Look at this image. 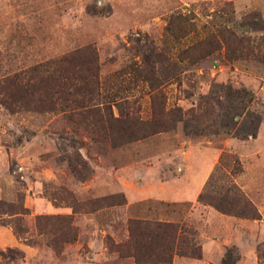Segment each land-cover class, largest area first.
I'll return each instance as SVG.
<instances>
[{
	"label": "rangeland",
	"instance_id": "374dc122",
	"mask_svg": "<svg viewBox=\"0 0 264 264\" xmlns=\"http://www.w3.org/2000/svg\"><path fill=\"white\" fill-rule=\"evenodd\" d=\"M132 219L264 264V0H0V264H143Z\"/></svg>",
	"mask_w": 264,
	"mask_h": 264
},
{
	"label": "trees",
	"instance_id": "16d2710c",
	"mask_svg": "<svg viewBox=\"0 0 264 264\" xmlns=\"http://www.w3.org/2000/svg\"><path fill=\"white\" fill-rule=\"evenodd\" d=\"M210 202L215 208L228 212L220 203ZM237 214L249 215L244 211ZM127 229L128 240L114 245L113 248L122 256L132 257L137 263L171 264L173 254L200 257L199 246L184 235V229L178 224L169 221L132 219L128 221Z\"/></svg>",
	"mask_w": 264,
	"mask_h": 264
},
{
	"label": "crops",
	"instance_id": "0c3cea01",
	"mask_svg": "<svg viewBox=\"0 0 264 264\" xmlns=\"http://www.w3.org/2000/svg\"><path fill=\"white\" fill-rule=\"evenodd\" d=\"M202 249H203V248H202ZM181 260H182V259H179V257H177L176 259L173 258L171 264H175L176 262H181ZM189 264H197V263L191 261Z\"/></svg>",
	"mask_w": 264,
	"mask_h": 264
}]
</instances>
